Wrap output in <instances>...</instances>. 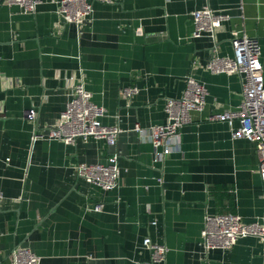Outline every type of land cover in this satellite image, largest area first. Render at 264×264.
Returning <instances> with one entry per match:
<instances>
[{
    "label": "crops",
    "instance_id": "crops-1",
    "mask_svg": "<svg viewBox=\"0 0 264 264\" xmlns=\"http://www.w3.org/2000/svg\"><path fill=\"white\" fill-rule=\"evenodd\" d=\"M89 1L92 13L77 27L51 0L29 14L0 0V264L16 246L42 264H132L150 260L145 237L167 248L157 264H264L257 237L207 251L201 238L206 214L264 224L255 143L209 119L238 107L239 78L206 69L215 54L232 55L238 31L258 39L264 71V0ZM204 5L223 15L221 26L192 38L191 13ZM188 76L204 85V107L190 111L178 151L158 158L134 127L164 123L167 99L182 96ZM81 78L106 109L102 123L120 127L115 143L33 140L55 125ZM111 154L120 170L113 189L76 175L78 163Z\"/></svg>",
    "mask_w": 264,
    "mask_h": 264
},
{
    "label": "built area",
    "instance_id": "built-area-1",
    "mask_svg": "<svg viewBox=\"0 0 264 264\" xmlns=\"http://www.w3.org/2000/svg\"><path fill=\"white\" fill-rule=\"evenodd\" d=\"M6 5H15L22 13H34L41 0H2ZM109 3L112 0H94ZM55 5V13L63 21L77 27L89 19L93 7L89 0H51ZM194 28L192 38L204 34L212 36L221 26L223 15L215 13L204 5L192 11ZM232 55H214L206 64L211 73H226L237 75L241 85V100L236 109L225 110L210 115V120L225 122L233 138H244L255 143L258 156L257 172L264 181V71L261 60V47L258 39L234 31L231 38ZM123 93L130 95L137 91L136 87H125ZM92 94L79 79L72 87L65 108L60 113L58 121L48 128L46 133L35 132L36 139L60 140L71 143L80 138L103 139L108 145L115 143L121 132L118 125H105L102 118L106 109L91 99ZM205 103V87L193 76L186 78L183 94L178 99H167L164 111L166 120L161 124H151L143 127L135 125L134 130L149 141L158 158L179 149L180 130L190 122V111H201ZM35 109L29 108L25 116L35 119ZM117 157L111 154L105 163L81 162L75 166V173L88 184L101 190H111L116 186L119 176ZM2 194L0 192V199ZM101 205H95L94 211H99ZM254 236L264 241V224L257 221L243 222L239 215L233 213L206 214L201 230L202 245L205 251L210 249H228L239 238ZM143 248L150 251V260H135L132 264H157L163 260L167 248L153 243L149 237L142 241ZM10 264H42L41 257L27 247L16 246L10 253Z\"/></svg>",
    "mask_w": 264,
    "mask_h": 264
}]
</instances>
